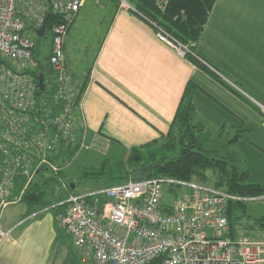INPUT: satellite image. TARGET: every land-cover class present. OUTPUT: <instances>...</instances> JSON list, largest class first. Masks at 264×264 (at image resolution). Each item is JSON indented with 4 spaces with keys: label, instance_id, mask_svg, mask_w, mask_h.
<instances>
[{
    "label": "built area",
    "instance_id": "obj_1",
    "mask_svg": "<svg viewBox=\"0 0 264 264\" xmlns=\"http://www.w3.org/2000/svg\"><path fill=\"white\" fill-rule=\"evenodd\" d=\"M82 2L0 0L2 208L22 201L27 186L44 169L52 170L61 187L68 190L59 176L62 167L58 159L68 148L82 144L78 143L82 137L77 135V128L83 121V91L67 67L64 40ZM154 2L165 12L170 0ZM119 6L136 10L129 0H119ZM50 15L60 22L50 31L51 77L44 74L45 88L41 90L40 74L34 72L40 62L35 57L32 33L39 36L37 30L46 23L45 36ZM143 16L156 26L161 40L181 55L191 52L187 44ZM191 53L218 74L207 59ZM20 176L26 182L14 196L15 181ZM259 197L264 195L252 198ZM234 199L250 198L196 179L143 176L96 191L77 194L68 190L59 202L64 208L58 224L78 248L81 264H264V234L230 235L227 209ZM8 235L9 231L0 226V240Z\"/></svg>",
    "mask_w": 264,
    "mask_h": 264
},
{
    "label": "crops",
    "instance_id": "obj_2",
    "mask_svg": "<svg viewBox=\"0 0 264 264\" xmlns=\"http://www.w3.org/2000/svg\"><path fill=\"white\" fill-rule=\"evenodd\" d=\"M86 3L83 0L64 40L67 67L84 86L83 121L77 128L83 145L78 144L77 152L86 151L104 166L125 161L131 148L162 138L191 80L200 87L193 98L196 111L213 132L208 143L221 147L235 128H246L236 144L222 148L248 170L252 182L263 183L264 0H216L196 44L220 77L249 102L161 40L152 22L120 7L119 0H95L107 14L105 30L90 54L82 47L73 55L69 41ZM44 177L48 175L42 174L39 182ZM60 210L30 212L23 201L0 206V226L9 231L0 240V264H65L69 257L75 261L71 236L60 232Z\"/></svg>",
    "mask_w": 264,
    "mask_h": 264
},
{
    "label": "trees",
    "instance_id": "obj_3",
    "mask_svg": "<svg viewBox=\"0 0 264 264\" xmlns=\"http://www.w3.org/2000/svg\"><path fill=\"white\" fill-rule=\"evenodd\" d=\"M129 1L138 12L154 20L180 41L187 44L191 52L205 58L197 51L196 44L202 35L216 0H170L165 12L158 10L154 0ZM59 22L57 16L50 15L47 22L48 31L50 32L53 25ZM191 52L186 53V55L193 62L225 84L238 96L248 101L239 91L226 83L219 74L200 62ZM35 57L37 58L36 51ZM39 62V68L34 72L51 77L49 65L42 63L40 60ZM81 89L83 91L84 86ZM199 89L200 87L193 81L190 80L187 83L170 130L163 134L162 138L131 148L125 161H118L116 167L110 165L108 172L116 179L111 185L130 179L131 170L148 166L149 171L145 174V177L171 176L184 180L196 179L205 184L212 181L211 184L215 187L224 189L239 197L252 198L264 195V182H252L248 170L239 165L233 154L223 151L222 148L223 146L236 144L247 132L246 128H235L232 136L225 139L221 147L208 143L213 132L209 130L207 123L198 115L193 101L194 94ZM40 92L45 93L47 89ZM217 134L221 135V131H218ZM77 149V145L68 148L64 151L63 156L72 157ZM62 157L58 159L59 162ZM107 165H104V167H107ZM106 167L101 173L107 172ZM57 181V177L51 175L44 177L42 182L35 179L27 186L22 201L28 206L30 212L44 208L55 210L58 207L61 208L60 211L63 210L64 204L59 202L64 200L66 194L58 196L57 201L53 200L56 194ZM25 182L26 179L22 176L16 178L13 190L14 196L20 193ZM68 190H73L72 184L68 185ZM55 203L59 204L55 205ZM246 210L245 199H234L229 202L227 215L229 232L233 238L241 236V230L244 231L243 234L249 236H253L252 229L258 228L259 231L264 232V214L252 218L246 213ZM244 219H252L253 224H244ZM252 226H256V228ZM60 232L66 231L60 228ZM76 256L78 258H75V261L71 257L67 258L65 264H81L80 256L78 254ZM152 264H159V261H154Z\"/></svg>",
    "mask_w": 264,
    "mask_h": 264
},
{
    "label": "rangeland",
    "instance_id": "obj_4",
    "mask_svg": "<svg viewBox=\"0 0 264 264\" xmlns=\"http://www.w3.org/2000/svg\"><path fill=\"white\" fill-rule=\"evenodd\" d=\"M86 1L87 3L84 7L83 16L81 17V19H79L78 24L76 25L72 33V37L69 41L68 50L73 55L77 54L80 49H82V47H85V49H87V52L90 54L96 47L97 39L102 36V33L104 32L106 27V22L108 20L107 14L105 13V11L101 10L98 5L95 4V0ZM101 1L104 3L105 0ZM32 35L36 39V56L38 60H40L42 63L49 65L48 55L50 53L51 48L50 32L48 31L45 36L41 37L35 33H32ZM86 59L88 58H84L82 65L85 64ZM17 68L20 69L19 67ZM76 152L73 154L72 157L63 156L59 162L63 166V174H59V176L68 185L76 184V188L73 190L75 193L79 194L87 191H96L99 188L109 186L114 181H116V179L113 178V175L108 172V169L110 168V165L111 167H116L117 162H113L110 165H107V167L105 166L108 173H101V171L105 167L98 163L96 161L97 159L88 157L86 151L80 150L79 152ZM42 174L50 176L53 175V172L49 169L43 171ZM42 174H37V181L41 179ZM211 183L212 181H209L207 184L212 185ZM56 186V194L53 197V200L55 201H57L56 197L65 195V190L63 187H61L60 182ZM103 199L106 200V198H102V201ZM246 205V213L252 218H257L264 214L263 197L247 199ZM19 206H22V204H20ZM244 222V224L246 225L253 224L252 219H244ZM254 228H256V226ZM252 230L253 236L262 235V232L259 231L258 228ZM240 233L241 235H245L243 234V230H241ZM72 248L73 250H75L76 254H79V250L75 245L72 246Z\"/></svg>",
    "mask_w": 264,
    "mask_h": 264
},
{
    "label": "water",
    "instance_id": "obj_5",
    "mask_svg": "<svg viewBox=\"0 0 264 264\" xmlns=\"http://www.w3.org/2000/svg\"><path fill=\"white\" fill-rule=\"evenodd\" d=\"M45 28H46V23L43 24V26L37 30V33L39 34V36H43L45 34ZM44 74L40 73L39 75V87L41 90H44L45 88V81H44ZM149 171V167L148 166H142L140 168H135L133 170H131L130 172V179L132 180H137L143 176H145V174Z\"/></svg>",
    "mask_w": 264,
    "mask_h": 264
}]
</instances>
